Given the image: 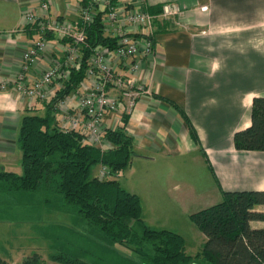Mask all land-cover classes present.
<instances>
[{
	"label": "crops",
	"instance_id": "obj_1",
	"mask_svg": "<svg viewBox=\"0 0 264 264\" xmlns=\"http://www.w3.org/2000/svg\"><path fill=\"white\" fill-rule=\"evenodd\" d=\"M118 1L123 4L129 0ZM166 2L177 4L183 14L157 23L154 55L143 58L139 70L133 73L136 81L151 91L129 115L127 130L136 144L133 158L148 169L165 161L169 182L179 176L172 190L159 183L156 173L151 177L155 200L169 199L170 208H185L199 196L205 204L197 211L221 201V190L210 170V186H196L201 184L195 181L196 156L192 161L190 154L201 151L182 110L196 128L222 189L264 190V152L238 151L234 146V133L251 124L254 98L264 96V0H146L145 9L156 13ZM81 3L55 0L51 15L77 24ZM203 6H208V10L203 11ZM37 7L38 0H0V84L16 76L23 53L36 37L35 31L24 30L23 26L24 12ZM58 58L60 52L54 46L43 56L40 66L47 67ZM111 63L117 72L127 69L118 60ZM40 71L38 66L32 73L36 76ZM58 89L55 84L53 96ZM76 109L77 102L73 100L71 110ZM30 112L52 113L62 127L61 115L50 108L48 101L22 96L11 87L0 89V170L21 168L19 130L23 116ZM107 123L111 124V118ZM121 123L120 120L116 124ZM140 198L144 219L151 226L146 210L159 203L148 204L141 194ZM63 216L56 210H47L42 218L54 223ZM29 220L25 221L32 224ZM74 222L85 220L78 217ZM252 224L264 226V222ZM55 234L59 231L55 230ZM88 245L84 241L82 246L90 248ZM119 253L114 252V257L104 264L135 263V256ZM44 260L46 264H63ZM0 264H8V260L0 256Z\"/></svg>",
	"mask_w": 264,
	"mask_h": 264
},
{
	"label": "trees",
	"instance_id": "obj_2",
	"mask_svg": "<svg viewBox=\"0 0 264 264\" xmlns=\"http://www.w3.org/2000/svg\"><path fill=\"white\" fill-rule=\"evenodd\" d=\"M104 16L105 11H100L90 23L78 20L77 26L85 29L87 44L81 47V60L70 65V77L57 80L62 86L48 101L52 110L58 99L73 93L85 81L95 50L115 49L117 38L107 34ZM47 37L53 39L50 33ZM181 112L222 193L221 201L190 216L206 239L196 255L186 252L182 234L149 226L140 196L123 188L117 178L136 153L134 137L127 130L129 114H124L117 128L106 130L113 143L106 152L89 144L81 131L60 128L52 113L24 115L19 130L22 172L0 170V221H25L41 213L39 221L45 222L42 217L47 210L83 216L101 229L106 243L133 252L138 264H264V226L252 224L264 222V190L222 189L196 128ZM250 115L251 124L234 133L235 149L264 152V96L254 98ZM98 165L108 167L106 178L92 175ZM37 193L43 195L45 205L41 206ZM50 202L55 203L54 208L46 207ZM32 205L46 210H35V214H28L31 218L19 215V210L22 213L24 208H36ZM54 228L48 227V237L59 235ZM116 249L110 253L113 257ZM49 258L63 264H94L64 253H54ZM23 264L46 261L34 252Z\"/></svg>",
	"mask_w": 264,
	"mask_h": 264
},
{
	"label": "built area",
	"instance_id": "obj_3",
	"mask_svg": "<svg viewBox=\"0 0 264 264\" xmlns=\"http://www.w3.org/2000/svg\"><path fill=\"white\" fill-rule=\"evenodd\" d=\"M55 0H38V7L24 12L23 29L36 32L30 46L22 55L21 67L16 76L1 83V88H12L18 94L42 102L50 101L53 86L62 84L60 77H70L69 67L81 60V47L87 44L84 28L69 20H59L51 15V5ZM80 18L87 24L94 16L105 11L104 25L107 34L117 38L115 49L102 47L93 53L85 81L71 94L55 102V110L61 115L62 129L79 130L85 140L101 152L113 148L106 130L115 129L124 114L134 110L136 103L151 94L147 85L136 81L133 73L140 68L143 58L154 55L155 33L158 22L175 20L183 10L173 2L164 3L160 10L151 13L145 9L146 0H81ZM102 8V10H101ZM208 10V6L201 8ZM50 33L53 39L47 37ZM56 46L60 58L49 66L41 67L43 56ZM113 60L126 66L123 72L114 69ZM41 71L34 76L33 69ZM65 70V71H64ZM77 102V109L71 110V102ZM111 118V124L107 119ZM109 174L107 166H102L100 177Z\"/></svg>",
	"mask_w": 264,
	"mask_h": 264
},
{
	"label": "rangeland",
	"instance_id": "obj_4",
	"mask_svg": "<svg viewBox=\"0 0 264 264\" xmlns=\"http://www.w3.org/2000/svg\"><path fill=\"white\" fill-rule=\"evenodd\" d=\"M190 155L192 161L194 156H196L197 178L195 181L201 183L200 185L196 184V186L208 188L210 186V180L212 179L209 171L210 168L208 165L206 166L205 163L206 160L204 161L200 152ZM135 160V158H132L130 165L118 175L117 178L120 184L130 192L136 193L139 196L141 194L148 204H152L153 201H158L159 204H157V207L151 210L147 208L146 210V215H149L152 221V223H150L151 226L158 230L171 229L181 233L186 240V252L196 255L203 249L205 238L190 216L194 211H197L200 206L205 204L204 200L199 199V196V198H195L193 201L188 202L187 205H185L186 207L184 206L185 208H180L179 206L170 208L169 199L167 198L155 200L156 198L153 196L154 186L152 184V175L156 173L159 178V183L161 185L165 184L164 186H169L171 190L174 188V182L179 179V176L174 177L173 180L169 182V174L166 171L165 161H162L156 168L148 169L144 164ZM102 166L103 165L95 166L92 175H99ZM14 171L21 173L22 169L16 168ZM208 192H210L209 189ZM36 196H38L36 198H39V201L42 202L41 206L45 205L43 195L37 193ZM41 206L36 205L34 206L36 207L35 209L22 208L24 211L21 213V210H19V215L22 217L28 216V214L30 215L31 213L33 215L35 214V210L38 209L45 211L46 209H43ZM46 207L54 208L55 203L50 202ZM62 214H64L63 218L59 217L54 223L39 221L41 213L38 218L35 217L26 220L31 221L32 224L24 220L0 221V256L8 260V264H23L25 258L32 255L34 252L39 253L44 259H50L49 256L54 253H64L70 257H80L92 262L95 261V264L109 262L110 259L113 258V255L110 253L115 248H117L116 251H120V255L122 254L126 257L135 256L133 252L125 247H112L108 242L106 243L107 240L104 239L101 229L89 223L83 216L80 217L70 214L69 212ZM78 217L85 220V223L79 224V222H74L75 218ZM52 225L55 227L54 230L59 231V235L48 237V227ZM84 241L89 244L88 247L90 248L82 246ZM134 264H138V260H136Z\"/></svg>",
	"mask_w": 264,
	"mask_h": 264
}]
</instances>
